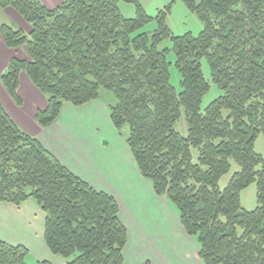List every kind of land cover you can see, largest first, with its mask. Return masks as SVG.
Masks as SVG:
<instances>
[{"label": "trees", "instance_id": "obj_1", "mask_svg": "<svg viewBox=\"0 0 264 264\" xmlns=\"http://www.w3.org/2000/svg\"><path fill=\"white\" fill-rule=\"evenodd\" d=\"M181 1L204 23L197 36L173 34V3L151 17L139 0H65L54 9L0 0L31 25L29 34L2 26L5 46H26L29 59H12L0 79L18 103L22 73L49 97L36 114L42 128L65 104L82 107L101 89L112 92L113 126L122 136L129 128L125 141L141 175L175 209L203 263L264 264V158L255 150L264 134V0ZM122 2L135 5L136 17L120 14ZM166 40L172 46L161 49ZM171 52L181 91L171 83ZM204 60L223 95L203 111ZM183 110L186 137L175 129ZM232 161L240 171L222 189ZM253 183L258 207L248 212L241 193ZM29 200L45 213V243L65 264H124L127 230L115 198L69 171L0 102V203ZM29 255L0 240V264H27Z\"/></svg>", "mask_w": 264, "mask_h": 264}, {"label": "crops", "instance_id": "obj_2", "mask_svg": "<svg viewBox=\"0 0 264 264\" xmlns=\"http://www.w3.org/2000/svg\"><path fill=\"white\" fill-rule=\"evenodd\" d=\"M36 113L29 134L74 175L117 201L127 230L124 264H204L197 242L185 232L175 209L141 175L126 136L113 126L108 105L101 98L82 107L65 104L48 128L38 124ZM34 203H0L7 215H0L1 241L22 246L26 245L23 238L34 239L33 217L26 211L29 207L35 212Z\"/></svg>", "mask_w": 264, "mask_h": 264}, {"label": "rangeland", "instance_id": "obj_3", "mask_svg": "<svg viewBox=\"0 0 264 264\" xmlns=\"http://www.w3.org/2000/svg\"><path fill=\"white\" fill-rule=\"evenodd\" d=\"M49 9L58 7L65 0H39ZM144 6L146 12L151 17L156 16L159 10L173 3V8L170 17L168 18V25L170 26L175 36H183L187 33H192L197 36L204 30V23L199 17L192 13L187 6L181 0H139ZM120 14L125 18H134L137 15L136 7L129 3L119 4ZM9 26L15 30H23L26 34L31 32V25L26 22L17 11L12 8L0 9V78L2 74L7 72L8 66L12 59L27 60L29 59L28 49L26 46L10 49L3 45V36L1 28L2 26ZM156 24L148 26V30H153ZM172 44L169 40H166L161 45V49L171 47ZM169 61L171 62V83L178 90L181 91V75L175 67L176 57L173 52L169 55ZM203 73L207 80L210 81V89L205 95L202 102V110L204 111L213 101L223 95V91L211 81V72L209 64L206 60L202 63ZM19 98L20 103L16 102L8 94L4 85L0 79V102L7 113L15 120L20 126L19 128L27 134H31L33 131V113L38 110H45L48 106L49 97L43 94L30 80L27 73H22L20 78ZM100 96L102 101L107 105H116L117 99L112 92L105 89H101ZM22 105V107H21ZM37 114V113H36ZM15 122V123H16ZM39 124V123H38ZM175 129L183 136L188 135V125L186 121L185 111H182L181 119L177 122ZM125 136L129 135V128L127 127L123 131ZM29 134V135H30ZM32 136V135H31ZM255 150L264 158V134H260L255 143ZM195 158H197V152H194ZM240 171V167L232 161V168L230 173L224 176L220 181V186L225 189L237 172ZM242 207L248 212L255 211L258 207L257 203V185L253 183L241 193ZM37 207L35 212L26 208L28 213H31L33 217V228L36 232L34 239L31 237L23 238L26 247L30 251V255L27 258V264H42L46 262L48 264H65L66 260L53 255L46 247L44 240L45 233V213L34 203ZM173 209V208H172ZM175 213V211L173 210ZM0 215L2 217L7 216L1 209ZM29 217V216H28ZM19 236V235H18ZM20 237V236H19Z\"/></svg>", "mask_w": 264, "mask_h": 264}]
</instances>
